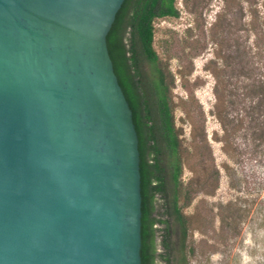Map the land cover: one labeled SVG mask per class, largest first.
<instances>
[{
	"label": "water",
	"instance_id": "water-1",
	"mask_svg": "<svg viewBox=\"0 0 264 264\" xmlns=\"http://www.w3.org/2000/svg\"><path fill=\"white\" fill-rule=\"evenodd\" d=\"M124 0H0V264H141Z\"/></svg>",
	"mask_w": 264,
	"mask_h": 264
},
{
	"label": "rangeland",
	"instance_id": "rangeland-1",
	"mask_svg": "<svg viewBox=\"0 0 264 264\" xmlns=\"http://www.w3.org/2000/svg\"><path fill=\"white\" fill-rule=\"evenodd\" d=\"M252 1L251 6L246 0H174L179 15L153 21V48L172 80L181 180L195 191L182 209L188 220L187 264H264V139L244 120L236 121L226 140L215 115L218 84L226 86L220 107L230 116L244 114L242 98H256L244 95L243 88L264 73V33L244 30L255 6L264 14V0ZM232 87H237L236 108L228 105Z\"/></svg>",
	"mask_w": 264,
	"mask_h": 264
},
{
	"label": "trees",
	"instance_id": "trees-1",
	"mask_svg": "<svg viewBox=\"0 0 264 264\" xmlns=\"http://www.w3.org/2000/svg\"><path fill=\"white\" fill-rule=\"evenodd\" d=\"M246 1L251 6L254 4L252 0ZM251 12L249 25H245L244 30L260 36L264 33V14H259L256 6ZM178 15L174 0H124L112 22L115 75L132 111L138 137L141 264H187L188 220L182 209L190 203L195 191L185 188L181 180L183 149L174 123L170 96L172 80L160 66L153 48L154 19ZM243 50L247 52V59L252 57L250 47ZM228 57L231 58L229 54ZM252 71L251 68L247 70L246 78L251 77ZM229 76H234L232 68ZM253 79L254 85L258 82L259 86L253 83L243 86L244 95H252V99L256 95V98L250 102L241 99L243 115L230 116L226 107H220L224 100L222 90L226 86H216L215 115L224 127L226 140L230 128H235L238 123L242 125L244 120L257 137L264 139V73ZM236 88L228 91L231 96L237 95ZM229 104L238 107L233 96Z\"/></svg>",
	"mask_w": 264,
	"mask_h": 264
}]
</instances>
